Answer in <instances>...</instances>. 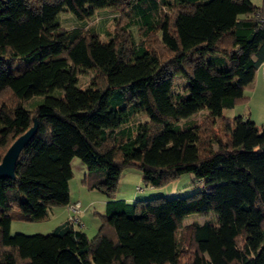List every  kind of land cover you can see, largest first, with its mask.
Instances as JSON below:
<instances>
[{
    "label": "trees",
    "instance_id": "obj_1",
    "mask_svg": "<svg viewBox=\"0 0 264 264\" xmlns=\"http://www.w3.org/2000/svg\"><path fill=\"white\" fill-rule=\"evenodd\" d=\"M101 9L117 12L107 41L60 25L62 13L82 21ZM259 66L264 79V7L251 0H0V161L36 120L15 178L0 179V264H264V125L221 116L246 99ZM88 70L95 78L81 87ZM178 74L184 94L173 91ZM201 109L204 125L178 127ZM139 112L148 121L132 134ZM74 157L83 184L106 198L94 237L80 213L46 234L11 235L13 217L35 221L74 203ZM127 168L152 187L191 173L203 189L116 199ZM193 213L216 217L184 225Z\"/></svg>",
    "mask_w": 264,
    "mask_h": 264
},
{
    "label": "rangeland",
    "instance_id": "obj_2",
    "mask_svg": "<svg viewBox=\"0 0 264 264\" xmlns=\"http://www.w3.org/2000/svg\"><path fill=\"white\" fill-rule=\"evenodd\" d=\"M251 2L259 7H264V0H251ZM162 14L166 13L169 15V12L166 8L161 9ZM117 15L112 9H101L97 13L86 20H77L72 15L67 13H62L60 15V25L63 28L71 27H83L89 28L93 27L99 38L102 41H107L109 36L112 34L116 24L114 23V16ZM128 31L132 34L133 38L137 41L140 38V34L136 26H130ZM159 34V33H157ZM217 57L220 56L216 54ZM216 56L209 55L205 58L206 63H211L213 65L219 64L220 59H216ZM21 60H14V68H17ZM21 64V63H20ZM254 79L252 83L245 86L243 89V94L246 99H241L238 101L232 108L224 109L222 111L223 118H234L241 117L243 119H249L253 121L257 126L264 125V79L262 76L261 67L257 68L255 71ZM95 78L94 72L92 70L80 71L78 75V84L81 87H86L90 84L92 79ZM186 85V80L182 74L175 75L173 78V91L178 94H184V87ZM38 100V98H32L24 102L28 107L31 103ZM208 115L207 109H201L198 112L194 113L187 119H183L178 123L180 129H188L194 124L204 125V120ZM148 121L144 113L139 112L135 115L128 127L131 130V133L134 134L135 128L138 124ZM216 123V124H215ZM214 123V129L217 131V134L224 139V133L222 131V126L220 121ZM216 143L211 145V149H216ZM81 161L74 157L71 160L72 168V177L69 180V192L73 199H79L81 201V206L79 209L80 217L82 220L81 229L85 230L89 238L94 237L97 232L98 226L100 225V213H103L104 203L101 202L102 198L105 196L96 189H88L86 185L83 184V167ZM193 176L191 173H183L176 177L175 179L170 180L166 184H163L158 187H152L145 185L141 178V173L136 168H127L122 171L120 178L117 182L115 197H123V195H134V200H143L153 197H183L190 195L196 191L203 189V183L196 180L192 183ZM141 187L140 190H136V187ZM82 210V211H81ZM214 214H209L207 216H201L196 213H193L186 217L183 220L184 225H189L192 223H204L209 222L213 223L215 220ZM62 221V218H59L56 215L50 216L47 219L35 220V221H25L13 217L10 223V234L21 233L25 235L31 234H46L49 233L56 225ZM97 225V226H96Z\"/></svg>",
    "mask_w": 264,
    "mask_h": 264
},
{
    "label": "water",
    "instance_id": "obj_3",
    "mask_svg": "<svg viewBox=\"0 0 264 264\" xmlns=\"http://www.w3.org/2000/svg\"><path fill=\"white\" fill-rule=\"evenodd\" d=\"M36 132V120H33V124L24 133L19 135L6 149L0 161V179H14V168L17 158Z\"/></svg>",
    "mask_w": 264,
    "mask_h": 264
},
{
    "label": "crops",
    "instance_id": "obj_4",
    "mask_svg": "<svg viewBox=\"0 0 264 264\" xmlns=\"http://www.w3.org/2000/svg\"><path fill=\"white\" fill-rule=\"evenodd\" d=\"M259 67H261V69H262V66H259ZM258 67V68H259ZM255 75H256V73H255ZM262 76H263V73H262ZM83 167V177H84V175H85V173H86V167L85 166H82ZM73 173V172H72ZM137 187H139V186H137ZM137 187H136V190H140V188L139 189H137ZM127 195H123V197H115L116 199H124V200H126V201H128V202H133L134 201V198H135V196L134 195H129V193H126ZM105 201H106V198H102L101 199V202H103L104 204H105ZM70 202H79V204H80V206H81V201L79 200V199H73L72 197H71V195H70ZM104 206V205H103ZM82 207V206H81ZM104 210V209H103ZM82 211V210H81ZM80 213V212H79ZM100 214H102V213H100ZM53 215H56V216H58L59 218H62V221H60L59 223H57L56 225H58V224H60V223H63V222H65L66 221V218H67V215H68V211H67V209H66V207L65 206H63V207H55V208H53L52 210H50L49 212H48V214L46 215V216H44L43 218H41V219H47V218H49L50 216H53ZM80 215L81 214H79V217H80ZM41 219H39V220H41ZM80 220H81V217H80ZM81 222H82V220H81ZM56 225H54V227L56 226ZM97 226V225H96ZM54 227H52V228H54ZM84 232H85V230H83ZM86 233V232H85ZM87 235V234H86ZM88 236V235H87Z\"/></svg>",
    "mask_w": 264,
    "mask_h": 264
},
{
    "label": "built area",
    "instance_id": "obj_5",
    "mask_svg": "<svg viewBox=\"0 0 264 264\" xmlns=\"http://www.w3.org/2000/svg\"><path fill=\"white\" fill-rule=\"evenodd\" d=\"M137 189H139V187H137ZM66 209L68 211L67 219L72 223H77L80 204L78 202L70 203L66 206Z\"/></svg>",
    "mask_w": 264,
    "mask_h": 264
}]
</instances>
